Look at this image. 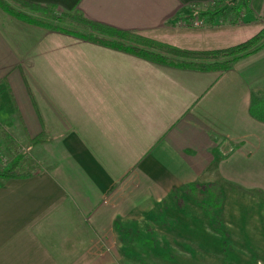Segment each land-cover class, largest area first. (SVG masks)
Segmentation results:
<instances>
[{
  "label": "crops",
  "instance_id": "obj_1",
  "mask_svg": "<svg viewBox=\"0 0 264 264\" xmlns=\"http://www.w3.org/2000/svg\"><path fill=\"white\" fill-rule=\"evenodd\" d=\"M31 1L194 49L233 45L264 27V0H250L236 23L226 12L200 25L192 20L213 0ZM257 94L264 46L228 69L173 67L0 6V125L43 135L34 147L49 161L0 185V264H97L124 197L139 204L143 190L153 196L204 173L260 122L250 112ZM202 157L203 169L189 161Z\"/></svg>",
  "mask_w": 264,
  "mask_h": 264
},
{
  "label": "rangeland",
  "instance_id": "obj_2",
  "mask_svg": "<svg viewBox=\"0 0 264 264\" xmlns=\"http://www.w3.org/2000/svg\"><path fill=\"white\" fill-rule=\"evenodd\" d=\"M54 10L34 13L89 30ZM19 130L0 125L1 163L21 156L23 169L47 166L49 161H42ZM208 160L189 159L201 164L199 169ZM209 164L204 173L188 177L197 182L196 188L189 181L153 196L143 190L139 204L125 196L122 215L117 216L121 226L114 225L113 235L100 239L102 248L106 243V254L97 264H264V123H252L235 147L224 148Z\"/></svg>",
  "mask_w": 264,
  "mask_h": 264
},
{
  "label": "trees",
  "instance_id": "obj_3",
  "mask_svg": "<svg viewBox=\"0 0 264 264\" xmlns=\"http://www.w3.org/2000/svg\"><path fill=\"white\" fill-rule=\"evenodd\" d=\"M229 0H213L207 7L200 10V14L214 20L223 13H235L236 23L242 18V13L250 11V0H235L229 7L222 10V6ZM0 6L9 14L28 23L41 25L53 30H60L75 36L106 45L121 51L132 53L151 61L180 68H194L202 70L228 69L236 60L247 56L264 46V27L249 39L239 43L220 48L194 49L182 47L169 42L161 41L137 31L118 28L114 25L89 19L80 11H63L73 17L74 20L86 24L89 30H82L75 26L63 24L57 18L48 19L37 15L38 12H54L52 4H41L31 0H0ZM250 112L254 118L264 122V95H254ZM44 141L43 135H37L28 139V145L34 147ZM33 173L21 166V156H17L12 162L0 167V185L6 178H24ZM190 186L196 188L197 182H190ZM119 227L120 222H117Z\"/></svg>",
  "mask_w": 264,
  "mask_h": 264
},
{
  "label": "built area",
  "instance_id": "obj_4",
  "mask_svg": "<svg viewBox=\"0 0 264 264\" xmlns=\"http://www.w3.org/2000/svg\"><path fill=\"white\" fill-rule=\"evenodd\" d=\"M192 22L194 25H200L204 22V19L202 17H196Z\"/></svg>",
  "mask_w": 264,
  "mask_h": 264
},
{
  "label": "water",
  "instance_id": "obj_5",
  "mask_svg": "<svg viewBox=\"0 0 264 264\" xmlns=\"http://www.w3.org/2000/svg\"><path fill=\"white\" fill-rule=\"evenodd\" d=\"M235 0H229L227 3H225L223 6H222V10H224L225 8L229 7L230 3L231 2H234Z\"/></svg>",
  "mask_w": 264,
  "mask_h": 264
}]
</instances>
